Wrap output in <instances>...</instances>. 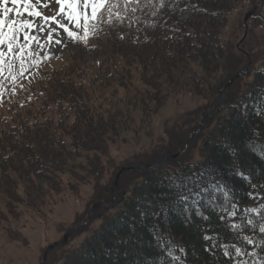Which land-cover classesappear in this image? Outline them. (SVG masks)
<instances>
[{
	"label": "trees",
	"instance_id": "obj_1",
	"mask_svg": "<svg viewBox=\"0 0 264 264\" xmlns=\"http://www.w3.org/2000/svg\"><path fill=\"white\" fill-rule=\"evenodd\" d=\"M255 3L256 0H165L163 8L144 6L135 14L136 19L131 13L123 21L114 19L102 27L99 35L89 37L87 44L105 51L102 55L113 61L107 68L102 67L103 72L110 73L109 76L114 77L113 82L126 93L129 91V96L125 94L121 99V103L127 102V113L122 107L115 108L113 112L104 110L103 105L93 99L94 93L91 96L82 84H74L70 75L74 72L68 68L58 73L34 66L31 73L21 77L11 89L6 85L3 102L0 103V187L3 191L0 197L3 195L7 204L18 207L22 202L20 188L28 190L36 183L52 179L61 182L60 176L67 174L78 180V171L91 176H87L88 180L80 177L78 181L82 180L86 185L92 183L98 189L106 142L119 138L120 130L128 127L132 119L135 123L139 121L138 124L144 122L149 110L161 104L159 95L164 92L160 89L161 82L163 90L171 84L175 90L196 97L207 95L211 100L215 98L226 80L232 77L221 36L223 22L238 8ZM153 11L157 13L155 16H152ZM256 16L263 26L264 0L260 1ZM97 40L104 41L106 45L115 40L122 46L119 45L115 52H108L97 45ZM261 61L258 70H248L246 74L248 77L253 74V80L240 85L237 92L233 90L230 94V89L224 94L211 118L207 120L208 111L203 113L205 118L200 124L206 122L191 145L201 150L200 161L173 160L150 169L128 172L134 174L132 184L127 188L120 187L113 202L110 197L115 187L104 184L100 188L108 195L105 202L109 204L105 209L119 208L114 214L99 213L96 219H100L101 224L85 237L79 248L67 252L66 264H114L116 253L123 254L126 249L129 250L128 257L121 255L118 264H129L130 261L141 264V260L133 259L137 254L143 257V264H153L158 257H163L162 264H173L167 249L181 256L185 264H236L231 257L223 255L222 246L225 244L229 245L228 251L232 256H235V246L246 253L255 251L258 257H264V244H261L264 233L259 232L261 216L244 212L246 207H259L264 199L248 197L246 193L253 189L242 177L233 174L237 170H245V174L252 177L251 184H264V160L252 153L245 143L252 139L264 142V116H257L252 107L257 96L254 84L264 85V56ZM116 71L121 76L115 75ZM137 71H140L138 77ZM36 72H39V78L32 84L37 94L34 95L30 88V94H25V97L18 84L31 79ZM98 81L100 86L102 82ZM52 90L54 92L50 94ZM132 90L135 92L133 96ZM250 92L252 96L248 95ZM240 102L247 105V111L234 107ZM33 105H38V108L34 110ZM131 110L141 113V116L129 118ZM225 138L238 147V166L233 156L220 146ZM185 146L183 141L174 149ZM82 158L86 164L78 162ZM202 169L227 182L232 202L240 205L241 215L228 217L223 211L227 207L223 195L218 193L214 204L202 200L198 210L192 208L187 214L175 210L167 218L140 217L136 209L141 197L152 201L151 206L142 201V209L146 213L153 211L157 202H164L163 193L167 189L161 181L166 184L165 177L189 176ZM10 170L13 176L8 174ZM6 183L14 192L5 188ZM203 186H206V181ZM258 191L264 197V188ZM260 212L264 213V209ZM221 216L225 218L221 219ZM247 219H253L255 226L247 225L244 222ZM234 222L241 223V228L232 229L230 225ZM156 224L160 225L159 232L164 239L171 241L165 244L164 249H160L154 239L156 233L152 232V226ZM133 229L138 249L131 244L118 243L121 237L132 235L130 230ZM205 234L213 236L219 245L211 253L205 251V247L212 243L202 239ZM243 236H249L254 243L248 244ZM181 247L185 249L186 257L179 251ZM106 249L113 250L111 256L105 255ZM236 260L258 264L257 258L247 255L236 257ZM156 264L161 262L156 260Z\"/></svg>",
	"mask_w": 264,
	"mask_h": 264
},
{
	"label": "rangeland",
	"instance_id": "obj_2",
	"mask_svg": "<svg viewBox=\"0 0 264 264\" xmlns=\"http://www.w3.org/2000/svg\"><path fill=\"white\" fill-rule=\"evenodd\" d=\"M8 7L17 6L9 3ZM19 7L22 11L23 6ZM253 7L254 5L248 4L244 8H238L223 22L221 36L225 42L226 64L230 75L233 76L240 70H247L227 90L228 92L231 89L230 94L233 90L237 92L240 85L253 80V74L250 77L246 74L248 70L249 72L258 70L262 62L261 57L264 56V24L262 26V22L257 19L258 10L249 21L247 35L245 36L244 16ZM9 18L15 19L17 22L30 19L26 13L22 15L10 13ZM21 39H23L22 36ZM97 45H100L104 50H108V52L113 50L115 52V50H118L120 43L114 40L106 45L104 41L97 40ZM47 48L48 45L45 43V51H47ZM56 48L55 54H49L43 62L37 63L36 66L41 70L45 68V71L52 72L55 70L58 73L62 72L64 68L72 70L74 73L70 75L74 80V84L77 86L82 84L85 91H87L86 89L89 90L91 96L94 93L93 99L97 100L98 104H102L104 110L113 112L115 108L122 107L127 113L128 109L125 107L127 102L121 103V99L122 97L125 98V94L129 96V91L126 93L125 90L116 85V82H113L114 77L112 75L110 77V73L103 72L104 67L107 68L109 63L113 64L108 56L102 55L105 51L90 47L84 42H69L66 47L56 46ZM37 51L39 52L40 49H37ZM105 59L108 61H104ZM115 73L118 74V71ZM139 74L140 71H137L136 77ZM118 75L121 76V74ZM37 78H39V72L33 73L31 79L21 81L18 84L20 86L25 82L20 89L23 96L25 94L29 95L31 91L34 92V95L37 94L35 85L32 84ZM229 80H226V83ZM96 81L102 82L101 85L99 86ZM169 86L163 90L161 82L160 89L164 91L159 95L161 104L155 109L149 110L148 118H144V122L138 124L139 121L135 123L132 119L128 127L120 130L119 138L106 142L107 148L101 159L102 170L98 189L90 182L86 185L82 183V180L78 181L80 177H84L82 178L84 180H88L87 176L91 177L82 171H78V180L67 174L60 176L61 182L52 179L49 182L36 183L28 190L20 188L19 197L22 198L24 204H21V202L18 207L7 204V199L1 195L0 264H66L67 252L79 248L85 237L101 224L100 219H96L99 213L102 211V213L110 215L116 213L119 208L105 209L109 203L105 202L108 195L100 190L104 184L115 187L116 176L122 167L152 164L184 150V148L175 150L174 147L180 146L183 141L187 145L192 134L198 128L203 127L206 121L201 125V120L203 117L205 118L206 111L209 114L214 98L211 100L207 95L196 97L187 92L175 90L176 88L171 84ZM53 92L54 90L49 91L50 94ZM131 94L133 96L135 92L132 90ZM33 106L34 110L38 108V105ZM128 113L129 118L133 115L141 116V113H135L133 110ZM209 118L211 117L208 116L207 120ZM125 120L127 123V119ZM194 138L188 147L185 146V151L180 157L175 160H185L190 163L200 161L201 150L199 147H191ZM78 162L86 164L87 161L82 158ZM96 171L95 169L94 173ZM134 171L142 170L135 169L121 175L116 196L114 199L113 195L110 197L112 202L116 199L120 187L127 188L132 184L131 180L134 178L132 176L134 174H128V172ZM9 173L13 176L11 170ZM5 188L14 192L13 188L8 187V183H6ZM0 192H3L1 187ZM101 203L105 204L100 206L92 218L77 229L66 243L61 244L66 234L72 232L79 224L87 220L94 205ZM55 242L59 245L49 250V246Z\"/></svg>",
	"mask_w": 264,
	"mask_h": 264
},
{
	"label": "snow or ice",
	"instance_id": "obj_3",
	"mask_svg": "<svg viewBox=\"0 0 264 264\" xmlns=\"http://www.w3.org/2000/svg\"><path fill=\"white\" fill-rule=\"evenodd\" d=\"M9 3L17 7H8ZM21 5L23 6L22 11L19 7ZM144 6L163 8L165 0H0V103L3 102L5 86L7 85L8 89H11L12 85L21 77L30 74L31 69L37 63L43 62L49 54H55L56 46L66 47L69 42L87 44L88 38L99 35L104 25L111 24L114 19L123 21L129 17L130 13L136 19L135 14ZM10 13L16 15L26 13L30 19L17 22L15 19L9 18ZM156 14L155 11L152 12V16ZM45 43L48 45L47 51H45ZM37 49L40 51L38 52ZM22 86L21 84L20 87ZM254 89L257 91V96L252 104L253 111L257 116H264V85L254 84ZM248 95L252 96V93L250 92ZM234 107L247 111V105L244 102H240ZM253 132L259 136L255 130ZM245 143L252 153L264 160V142L252 139ZM220 146L233 156V161L238 166L239 150L237 145L225 138ZM233 174L242 177L246 184L253 189L246 193L248 197L253 200L264 199L258 191V189L264 188V184H251L252 177L246 175L245 170H237ZM165 180L167 181L166 184L161 181L162 186L167 189V192L163 193L164 202H157L154 210L146 213L142 209V201H146V197H141L137 201L136 209L140 217L150 215L153 219L167 218L175 210L187 214L192 208L198 210L202 200L207 204H214L218 193L223 195L227 205L223 211L227 213L228 217L241 215L239 212L240 205L232 202L227 182L218 175H212L206 169L189 176L180 174L174 177H165ZM205 181L206 186H203ZM146 202L149 206L152 205V201ZM260 209H264V203H261L259 207H246L244 212L257 213L261 216L262 222L259 224V232L264 233V213H261ZM220 218L224 219L225 217L221 216ZM244 222L249 226H255L253 219H247ZM241 226V223L235 222L230 225L232 229H240ZM159 230V224L152 226V232L156 233L154 239L157 241L158 247L164 249L165 244L171 243V241H166ZM130 231L132 235L121 237L118 243L131 244L138 249L134 229ZM202 239L212 242L205 247V251L211 253L216 247H219L213 236L205 234ZM243 240L250 245L254 243L249 236H243ZM261 244H264V241ZM222 247L224 248L223 255L231 257L232 260L236 261V264H249L245 260H236V257L245 255L257 258L258 264H264V257H258L255 251L246 253L242 248L233 246L235 256H232L228 251L229 245L225 244ZM166 251L173 264L175 262L185 264L181 256L174 255L171 249ZM179 251L186 257V251L183 247L179 248ZM112 252V249H106L105 255L111 256ZM116 255L117 260L114 261V264H118L121 255L127 258L129 250L126 249L123 254L117 252ZM133 259H139L143 264V257L139 254ZM156 260L162 264L163 257H158ZM156 260L153 261V264H156ZM129 264L132 262L130 261Z\"/></svg>",
	"mask_w": 264,
	"mask_h": 264
},
{
	"label": "water",
	"instance_id": "obj_4",
	"mask_svg": "<svg viewBox=\"0 0 264 264\" xmlns=\"http://www.w3.org/2000/svg\"><path fill=\"white\" fill-rule=\"evenodd\" d=\"M260 1H261V0H256L255 6H254L252 9H250V10L245 14V16H244V20H243V22H244V25H245V27H246L245 36L247 35V31H248V27H249V21L253 18L254 14H255L256 11L258 10V7H259V5H260ZM239 45H240V44H239ZM239 45H238V47H239ZM246 71H247V70H240V71H238V72H237L236 74H234V75L231 77V79H230V80H229V81H228V82H227V83H226V84L220 89V91L216 94V96H215V98H214V100H213V102H212L211 110H210V112H209V114H208L209 117H211V116L213 115L214 110H215V108H216L218 102L220 101L221 97L227 92V90H228V89H229V88L235 83V81H236L238 78H240L241 76H243V75L246 73ZM199 129H200V128H198V129L192 134V136H191V140L188 141V144L186 145V147H188V145L191 143V141L193 140L194 136L198 133ZM186 147H185V148H186ZM185 148H184V150H182V151H180V152H176L175 154L170 155V156H169L168 158H166V159L164 158V159L158 160V161H156V162H154V163H152V164L141 165V166H138V167H134V166H130V167H126V166H125V167H122V168L120 169V171L118 172L117 176H116V180H115V189H116V190H115V192H114V194H113V199H114V197L116 196L117 190H118V188H119V179H120V177H121V175H122L123 173H125V172H127V171H133V170H135V169H139V170L150 169V168H153V167H155V166H157V165L164 164V163H168V162H170V161H172V160H175V159L179 158L180 155L185 151ZM103 204H105V203L95 204L94 207H93V210L90 212V214H89L87 220H86L85 222L79 224L75 230H73L72 232L66 234V235L64 236V238H63L61 244L66 243V241L69 239V237H70L74 232H76L77 229L81 228L86 222H88V220H90V219L92 218V216L95 214V212L97 211V209H98L100 206H102ZM57 245H59V243L55 242V243L51 244V245L49 246L48 249L50 250V249L56 247ZM45 256H46V254H45Z\"/></svg>",
	"mask_w": 264,
	"mask_h": 264
}]
</instances>
